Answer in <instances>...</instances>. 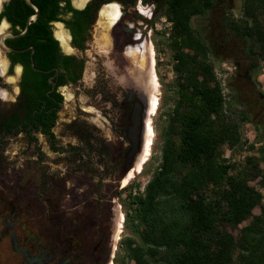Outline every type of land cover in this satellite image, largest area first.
Masks as SVG:
<instances>
[{
    "label": "flooded vegetation",
    "instance_id": "flooded-vegetation-1",
    "mask_svg": "<svg viewBox=\"0 0 264 264\" xmlns=\"http://www.w3.org/2000/svg\"><path fill=\"white\" fill-rule=\"evenodd\" d=\"M8 1L0 0V14ZM68 1L74 10L91 3L94 12L87 22H74L78 16L63 12L65 2L59 3V20L48 22L56 42L47 56L49 67L39 66L32 44L16 49H25L21 52L0 50V68L5 69L0 89L6 88L4 78L14 77V90L0 97V264H112L123 217L114 204L120 190L140 172L135 168L144 152L152 97L151 17H145L144 9L151 4L86 0L75 7ZM109 5L119 14L111 23L102 13ZM0 22L6 25L2 32L11 33L5 18ZM55 24L66 41L54 35ZM102 27L107 29L103 37ZM9 39L16 38H5L4 44L15 49ZM84 54L89 55L88 65ZM84 75L92 111L86 124L79 125L76 117L59 118L61 90H78ZM12 145L21 158L7 164L31 165L26 168L30 178L37 174L38 187L30 194L26 184L15 179L17 174L2 173ZM48 159L62 166L57 172L63 171L51 180L40 169ZM16 226L23 230L21 237Z\"/></svg>",
    "mask_w": 264,
    "mask_h": 264
},
{
    "label": "trees",
    "instance_id": "trees-1",
    "mask_svg": "<svg viewBox=\"0 0 264 264\" xmlns=\"http://www.w3.org/2000/svg\"><path fill=\"white\" fill-rule=\"evenodd\" d=\"M39 10L24 35L9 39L15 49L34 45L40 67H49L56 44L48 22L58 21V5L87 22L91 3L81 10L68 0H30ZM154 0H141L142 4ZM215 0H163L169 24L166 47L173 61V102L159 133V162L142 192L125 195L124 221L136 237L118 248L132 264H264V207L248 184L264 175L255 158L236 169L223 159L222 147L240 141V124L226 114L220 81L208 59L209 47L191 20L202 17ZM33 11L23 0H9L0 18L17 34ZM70 24V23H69ZM229 31L244 41L246 53L264 64V0H241L238 18L225 17ZM32 109H30V112ZM242 121H247L245 113ZM264 162V159H263ZM42 189V187H41ZM259 207V213L252 209ZM247 222L233 236L234 229Z\"/></svg>",
    "mask_w": 264,
    "mask_h": 264
},
{
    "label": "rangeland",
    "instance_id": "rangeland-1",
    "mask_svg": "<svg viewBox=\"0 0 264 264\" xmlns=\"http://www.w3.org/2000/svg\"><path fill=\"white\" fill-rule=\"evenodd\" d=\"M162 1L154 0L150 3L151 7L144 6L147 14L146 16L143 15L145 17L150 15L151 17L149 41L154 52V56L152 55L154 72L152 74L158 82L156 91L152 92V95L156 94L155 96L158 98V107L156 112L153 113L154 115H149V126L154 135L151 139L152 145L150 146L149 156L146 162L142 165L140 172L135 174L126 186L120 190V197L114 204L119 206H116V211H119L123 217L121 218L122 222L120 221V233L117 235V240H115L114 244L115 249L113 250L112 264H132V262L123 256L122 251L118 248L119 241L124 237L136 239L124 221V212L127 211L125 195L129 191L132 193L142 192L146 181L155 170L159 162V133L164 126L166 114L171 109L174 99L172 90V82L174 80V74L172 72L173 61L170 51L166 47L169 24L163 17L161 11ZM70 2L73 6H77L75 0H70ZM240 3L241 0H215L214 6L206 15L192 18L191 26L202 34L209 47L208 59L212 64L217 79L220 81L226 114L240 124L239 143L231 149H227L225 146L222 147L221 157L236 169L242 168L245 165L247 157L255 158L253 163L258 161V167L264 175V64L258 58L249 56L246 53V44L244 41L234 36L225 25V17L229 15H232L234 18L239 17ZM142 22L147 24L148 20L145 21L142 18ZM5 30L6 25L0 22V32ZM105 30L107 29L102 27L100 36L103 37V35H106ZM146 30L148 32V28ZM53 33L55 36L58 35L61 37L59 33L63 32L61 31L60 25L55 24L53 26ZM62 49L64 50V48ZM83 56L85 65H88L89 55L88 57L87 54ZM3 62V55L0 52V65ZM1 71L4 72L5 69L0 68V73ZM16 71L17 69L15 68L14 72ZM84 73L86 74V70ZM140 74L143 76L144 71H140ZM13 81L14 77L12 75L4 78L6 88L0 89L1 98L4 99L6 94H9L10 89L14 90ZM82 81L83 86L78 90H73L72 88L61 90L63 107L59 113V118L64 121L76 117L79 125L82 123L86 124V120H88L87 115L92 111L89 106L91 99L89 98L85 75ZM242 113L246 114L247 121L241 122L242 119L240 117ZM57 129L59 131L62 128L59 127ZM14 147L12 145L10 150L5 153L7 160L4 162L2 173L4 174L6 172V175H8L11 172L13 176L17 174L15 179L17 180L19 178L17 180V182L19 181V185L26 184L25 188L30 194L36 186L38 187L36 183L37 174L35 173L34 177L30 178L32 172L30 170L27 171L26 168H31V165L25 167L24 165L7 164L9 161L16 159V157L21 158V154L15 155L17 150ZM49 158L53 159V156L49 155ZM50 159L46 161L45 166L40 167L47 175L46 180L54 179V173H57L56 176L59 177L63 172L62 170L57 172L58 169H62V166L55 165ZM258 180H260L259 177L253 181H249L248 184L260 192L261 205L264 207V179L262 180V186L257 184ZM19 202L16 205H20ZM258 213L259 207L252 209L253 215ZM16 215H18L16 221L20 223V211ZM246 223L245 221L234 229L228 228V231L233 236H236L238 229ZM14 230L18 237L22 236L23 230L20 227L16 226Z\"/></svg>",
    "mask_w": 264,
    "mask_h": 264
},
{
    "label": "bare ground",
    "instance_id": "bare-ground-1",
    "mask_svg": "<svg viewBox=\"0 0 264 264\" xmlns=\"http://www.w3.org/2000/svg\"><path fill=\"white\" fill-rule=\"evenodd\" d=\"M85 2H86V0H75V3H76L77 6H82ZM102 13L110 21V23L113 22L116 19V17H118V15H119L118 14V8L115 5H109L108 7H106L103 10ZM59 35L61 36L60 38H61V40L63 42L66 41V38H65V36H64L63 33H59ZM152 55H153V53L151 54V51H149L150 60H151V56ZM145 62H147V61H145ZM140 63H141V61H140ZM150 70H151V68H150ZM157 86H158V82L156 80V77L155 76H151V78H150V88H151L152 92H155L156 91ZM155 95H152L151 100H150V114L151 115H154L153 113L156 112V109L158 107V98ZM153 135L154 134L152 133V129L148 125V128H147V138H146V143H145V147H144V152H143V155L141 157L140 162L138 163V165L135 168V172L136 173H138L140 171L142 164H144L146 162V160H147V158L149 156V149H150V146L152 145L151 144V139H152V136Z\"/></svg>",
    "mask_w": 264,
    "mask_h": 264
},
{
    "label": "water",
    "instance_id": "water-1",
    "mask_svg": "<svg viewBox=\"0 0 264 264\" xmlns=\"http://www.w3.org/2000/svg\"><path fill=\"white\" fill-rule=\"evenodd\" d=\"M24 3L33 11L26 19L25 23H24V27L23 29L18 32L17 34H12L10 32H2L0 34V50L3 51V52H21V51H24L25 49L23 50H16V49H12V48H8L5 44H4V39L5 38H18L20 36H22L26 30H27V27L33 23L36 18L38 17L39 15V10L38 8L32 4V2L30 0H23ZM150 4V3H148ZM129 169L126 167L125 168V172H127Z\"/></svg>",
    "mask_w": 264,
    "mask_h": 264
}]
</instances>
